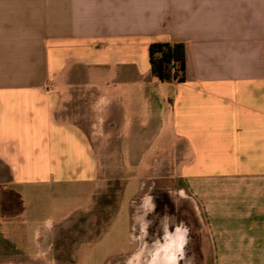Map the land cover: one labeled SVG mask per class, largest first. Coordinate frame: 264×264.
Returning <instances> with one entry per match:
<instances>
[{"label": "crops", "instance_id": "1", "mask_svg": "<svg viewBox=\"0 0 264 264\" xmlns=\"http://www.w3.org/2000/svg\"><path fill=\"white\" fill-rule=\"evenodd\" d=\"M154 41L185 44V81L152 75ZM149 143L151 173L181 181L167 201L194 202L200 253L264 264V0H0V264H75L115 161L134 152L147 175ZM85 184L94 211L55 224L34 207ZM140 206L139 247L104 264H185L188 223L150 240Z\"/></svg>", "mask_w": 264, "mask_h": 264}, {"label": "rangeland", "instance_id": "2", "mask_svg": "<svg viewBox=\"0 0 264 264\" xmlns=\"http://www.w3.org/2000/svg\"><path fill=\"white\" fill-rule=\"evenodd\" d=\"M165 85V87H169L168 84ZM166 135H169V133H166ZM162 144L149 143L148 152L141 161L142 167L145 165L148 169L147 175H144L143 169L134 171L133 167L140 161L134 157L136 153L130 154L125 149L126 152L119 155L115 161L117 173L110 177L111 189L108 190V194L111 199L106 201L107 205L105 207L103 206L99 210L96 209L99 216L95 218L94 224L89 225L90 230L85 234L86 236L79 241L80 246L75 252V264H104L105 260L110 263L136 250L141 243L139 231L142 227V224L136 220V216L142 210L140 204L147 194L151 202V209L147 210L144 216L148 238L151 240L154 237H161L165 226L171 227L177 220L184 219L189 225V235L193 237L191 240L192 247H196V249H190L191 253L185 257V264L213 263L214 257H204L198 249L202 245V222L196 221L193 212V200L190 197L181 195L178 209L174 202L169 203L167 201V197L171 198L173 192L181 185L178 175L175 173L172 176L163 177L151 173L153 172V166L157 164L156 157L163 153ZM130 148L139 152L137 145L135 147L131 145ZM123 167L129 168V170H126V172L129 171L128 175L124 174ZM144 183L153 184L154 187H135V184ZM160 185L164 187L160 188ZM69 190H55L45 192L42 195L38 194L39 196L32 200L34 207L39 208L38 206L41 203L43 207L38 210L41 211L42 215H49L55 224L63 222V219L66 218L72 219L78 206L80 208L88 206V210L94 211L92 197L95 192L91 184H85L74 192ZM13 200L15 201L14 197ZM19 208L22 211V205ZM9 209L11 210V207ZM78 211L81 213L82 209ZM162 216L164 217L163 223H161ZM74 228L75 226L69 231L74 230Z\"/></svg>", "mask_w": 264, "mask_h": 264}, {"label": "trees", "instance_id": "3", "mask_svg": "<svg viewBox=\"0 0 264 264\" xmlns=\"http://www.w3.org/2000/svg\"><path fill=\"white\" fill-rule=\"evenodd\" d=\"M149 52L153 76L163 82L186 80V46L183 42L154 41Z\"/></svg>", "mask_w": 264, "mask_h": 264}, {"label": "flooded vegetation", "instance_id": "4", "mask_svg": "<svg viewBox=\"0 0 264 264\" xmlns=\"http://www.w3.org/2000/svg\"><path fill=\"white\" fill-rule=\"evenodd\" d=\"M178 239L183 240V234L182 233L178 234Z\"/></svg>", "mask_w": 264, "mask_h": 264}]
</instances>
